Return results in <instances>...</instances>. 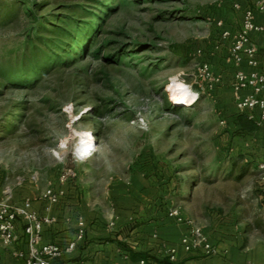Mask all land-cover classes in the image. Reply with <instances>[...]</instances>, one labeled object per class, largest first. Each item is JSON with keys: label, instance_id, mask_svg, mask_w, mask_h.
<instances>
[{"label": "rangeland", "instance_id": "rangeland-1", "mask_svg": "<svg viewBox=\"0 0 264 264\" xmlns=\"http://www.w3.org/2000/svg\"><path fill=\"white\" fill-rule=\"evenodd\" d=\"M33 1L81 20L82 50L64 67L44 72L41 58L28 80H8L26 37L4 21L13 0H0L1 174L45 184L85 171L101 191L138 177L186 214L233 216L249 239L264 236L261 149L239 131L233 94L219 85L233 63L239 0ZM83 136L97 149L78 158Z\"/></svg>", "mask_w": 264, "mask_h": 264}, {"label": "crops", "instance_id": "crops-1", "mask_svg": "<svg viewBox=\"0 0 264 264\" xmlns=\"http://www.w3.org/2000/svg\"><path fill=\"white\" fill-rule=\"evenodd\" d=\"M257 1H238L242 11L239 13V27L232 33L239 34L243 26L244 12L248 9L254 11L255 24L263 30L250 33L249 42L241 53V63L227 65L226 72L222 74L223 82L219 84L222 91L231 90L235 103L237 73L264 76V12L256 8ZM225 20L230 23L227 18ZM251 50H254L252 56L249 54ZM251 62L255 64L252 65ZM238 94L241 98H246L255 95L256 91L253 86H248ZM256 97L264 99V89ZM253 116L259 130L249 136H252L258 149H261V155L254 163L257 166L264 163L262 110L255 109ZM59 176L60 174L51 177L47 183L42 184L36 176L12 178L0 172V197L6 195L11 205H21L30 200L33 210L40 217L56 220L54 223L46 222L43 226L45 244L67 246L76 237L78 221L81 218L85 221L84 240L62 262L140 264L146 260L148 264H165V261H169L167 252L176 249L177 261L172 264H264V236L249 239L233 216L214 214L206 221L196 214H186L179 206L181 214L186 218L191 217L200 225L219 251L216 257L187 254L180 244L187 233V227L170 215L177 206L170 205L165 196L160 201L155 196V189L145 180L134 177L127 184L117 180L101 191L90 185L89 175L85 171L78 182L77 179L65 186L61 185ZM61 189L65 190V196L48 211V203L40 200L41 196L47 191L57 192ZM111 223H114L113 227L110 226ZM24 228V221L19 220L16 232L21 241L16 252L0 244V264H27L26 259L18 255L27 250Z\"/></svg>", "mask_w": 264, "mask_h": 264}, {"label": "built area", "instance_id": "built-area-1", "mask_svg": "<svg viewBox=\"0 0 264 264\" xmlns=\"http://www.w3.org/2000/svg\"><path fill=\"white\" fill-rule=\"evenodd\" d=\"M256 8L264 12V0H258ZM263 28L255 24V13L248 9L244 12V21L240 33L237 35L238 41L236 46L232 49V59L235 64H240L241 53L246 44L249 42L251 32L262 31ZM249 54L252 56L254 50ZM254 65V62H251ZM253 86L256 94H259L264 89V76H257L255 74L246 75L239 72L236 75L235 89L236 106L242 113H247L250 119H254L253 111L257 108L262 110V119H264V99H259L255 95L241 98L239 91ZM258 169L264 172V163L260 164ZM77 173L73 169H66L61 172L59 181L61 185L75 181ZM65 196V190L61 189L57 192L47 191L40 200L48 203L47 210H51L53 205L58 204ZM170 215L174 217L178 223L187 227V233L181 239V247L187 254H195L203 257H216L219 255L218 249L211 243L208 236L205 234L203 228L194 220L184 217L178 208H174ZM19 220L25 223V239L27 242V250L25 253H18L19 256L26 259L27 264H69L62 262L63 258L72 254L84 240L86 235V223L81 218L78 221L77 234L75 239L67 246L58 244H45L43 242V226L47 223L56 222L55 219L42 218L36 211L33 210L32 202L26 200L21 205H11L5 196L0 197V244L10 251L16 252L17 245L21 238L16 232V226ZM110 226H114L111 223ZM168 260L171 263L177 261V250L170 249L167 252ZM140 264H148L146 260Z\"/></svg>", "mask_w": 264, "mask_h": 264}, {"label": "trees", "instance_id": "trees-1", "mask_svg": "<svg viewBox=\"0 0 264 264\" xmlns=\"http://www.w3.org/2000/svg\"><path fill=\"white\" fill-rule=\"evenodd\" d=\"M48 7L49 4L45 2L37 5L33 0H13L10 11L4 16L6 24H22L26 37L25 52L19 57L20 67L9 63V67L2 73L8 80L15 74L19 76L18 80H28L31 74L38 72L41 58L45 65L42 69L44 72L54 67H64L82 50L76 48L80 46L78 34L83 30L82 21L69 19L67 23L59 15L46 14ZM235 123L245 135H252L259 130L257 121L250 119L247 113L239 111ZM164 263L172 264L169 261Z\"/></svg>", "mask_w": 264, "mask_h": 264}, {"label": "bare ground", "instance_id": "bare-ground-1", "mask_svg": "<svg viewBox=\"0 0 264 264\" xmlns=\"http://www.w3.org/2000/svg\"><path fill=\"white\" fill-rule=\"evenodd\" d=\"M181 88L180 85L178 86V89ZM178 91V90H177ZM179 102H186L191 104L193 101V96L190 97H182L181 95L178 96ZM96 146L94 145V142L88 139L87 137L83 136L80 140V143L78 144L77 151L78 153H86L87 151H90L91 154H85L83 158H87L91 155H93L96 151Z\"/></svg>", "mask_w": 264, "mask_h": 264}, {"label": "clouds", "instance_id": "clouds-1", "mask_svg": "<svg viewBox=\"0 0 264 264\" xmlns=\"http://www.w3.org/2000/svg\"><path fill=\"white\" fill-rule=\"evenodd\" d=\"M85 154H91L90 151H87L86 153H77L78 158H83Z\"/></svg>", "mask_w": 264, "mask_h": 264}]
</instances>
